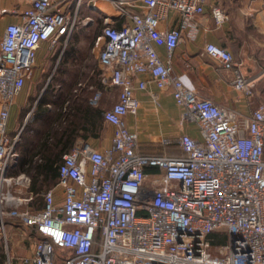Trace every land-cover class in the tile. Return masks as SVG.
I'll return each mask as SVG.
<instances>
[{
    "label": "built area",
    "instance_id": "1",
    "mask_svg": "<svg viewBox=\"0 0 264 264\" xmlns=\"http://www.w3.org/2000/svg\"><path fill=\"white\" fill-rule=\"evenodd\" d=\"M211 0H27L20 19L9 24L0 44V242L9 252L7 220L37 234L32 254L22 264H264V104L250 115L198 95L187 75L173 68L174 53L186 30L198 33L199 18ZM1 3V0H0ZM85 7V9H84ZM217 26L228 14L211 8ZM103 30L95 41L101 82L119 88V99L104 118L114 128L104 151L78 140L63 156L58 183L43 194L44 207H31L32 178L13 174L18 167L21 132L11 135V107L32 79L43 43L67 46L79 25ZM180 16L175 29L160 25ZM158 47L167 51L161 59ZM205 53L224 69H234L233 54L215 44ZM149 74L159 89L171 87L183 121L199 125L202 140L182 134L181 156L145 155L139 135L126 118L139 110L138 90ZM256 79L237 71L234 85L252 97ZM102 93L91 104L97 105ZM165 144H169L165 141ZM160 177L148 182L146 168ZM64 198L56 202V191ZM226 239L215 245L211 236ZM1 264V263H0Z\"/></svg>",
    "mask_w": 264,
    "mask_h": 264
},
{
    "label": "crops",
    "instance_id": "2",
    "mask_svg": "<svg viewBox=\"0 0 264 264\" xmlns=\"http://www.w3.org/2000/svg\"><path fill=\"white\" fill-rule=\"evenodd\" d=\"M216 3L223 7L229 17L222 26L216 25L212 15L211 8ZM27 7V0H1L0 44L6 27L18 22L20 12ZM179 25L180 16L173 13L160 27L175 29ZM182 35L183 40L174 53L173 68L178 75H187L190 78L200 97L211 99L222 107L237 110L242 115H250L260 102H264V0H211L205 14L199 18L197 35L191 38L186 30H183ZM207 44H215L230 51L235 63H244L246 72H254L259 68L263 70L255 80L252 97L243 95L235 87L234 80L238 71L236 67L232 70L224 69L217 61L206 55ZM41 49L44 51L40 52ZM56 49V46L52 47L48 43H43L39 49L35 76L27 81L11 107L9 131L13 136L19 132L22 134L25 130L32 133L33 126L36 128L38 140L49 125L52 126L53 132L57 129L61 131V126H66L70 134L67 145L69 151L78 140L104 151L112 145L114 136V128L106 122L104 114L118 102L119 88L110 89L116 92V97L108 109L103 95L97 105H92L93 96L74 92L62 97L56 110L54 104L46 102L43 110L48 109L47 115L37 116V106L44 94H35L36 85L40 80L39 74L35 72L46 65V59L50 58L51 53L58 54V62L63 58L64 49L58 52ZM157 49L161 59L165 60L166 49L164 47ZM138 80H145L147 88L136 92L139 100L138 113L129 115L126 120L129 128L139 135L138 150L142 154L181 156L183 151L178 140L184 133L202 140L199 125L183 121L182 109L177 106L171 87L159 89L149 74L140 75ZM103 89L108 90L104 86ZM72 132L74 133L71 135ZM165 141L169 144H165ZM15 171L16 169L12 173L15 174ZM146 174L148 182H152L160 177L162 171L148 166ZM63 198V190L58 188L56 202H62ZM7 230L12 264H22L23 259L34 251L37 234L33 228L15 219L7 220ZM7 258L8 254L0 242V263L5 264Z\"/></svg>",
    "mask_w": 264,
    "mask_h": 264
},
{
    "label": "rangeland",
    "instance_id": "3",
    "mask_svg": "<svg viewBox=\"0 0 264 264\" xmlns=\"http://www.w3.org/2000/svg\"><path fill=\"white\" fill-rule=\"evenodd\" d=\"M88 15L94 16V23L88 26L79 25L67 46L63 42H59L56 45L57 52L62 48L64 49L63 58L58 62V54L51 53L50 58L46 59V65L41 70L35 72L40 76L39 83L35 88V94L39 95L43 93V96L49 100L48 102L54 104V110L58 108V101L62 97L69 96V94H73L74 92L89 94L91 97L101 92L103 99L105 98L107 109L110 108L116 97V92L109 88L103 91V87L98 86L101 70L98 61L99 50H95V41L97 33L103 28V21L100 16L92 12H86L83 18ZM45 50L47 51V49ZM43 51V49L40 50V52ZM34 76L35 74L33 78ZM260 103L264 104V102ZM31 127L33 128V132H26L24 136H28L26 139L31 140L35 145L38 142L36 139L38 135L35 132L36 128ZM26 139L25 137L21 138V145L19 144L18 146L19 153H22L23 146L27 145ZM33 202L34 206L32 208L38 209L41 204L40 200H33Z\"/></svg>",
    "mask_w": 264,
    "mask_h": 264
},
{
    "label": "trees",
    "instance_id": "4",
    "mask_svg": "<svg viewBox=\"0 0 264 264\" xmlns=\"http://www.w3.org/2000/svg\"><path fill=\"white\" fill-rule=\"evenodd\" d=\"M102 30L103 28L100 29L96 37L102 33ZM100 70L98 86L103 87L101 82L103 70L101 67ZM46 102L49 103L48 99L43 96L41 102L37 106V116L47 115L48 109L43 110V105ZM61 128V131L57 129L55 132H53L52 126L49 125L41 134L37 144L35 145L31 140L26 139L28 136H24L26 130L21 134V138L25 137L27 140V145L25 144V146H23L22 153H20V163L16 168L15 174L26 173L31 176V192H33L35 195L34 201L39 199L41 203L38 209L35 210L43 209V194L58 183L59 167L63 161V156L67 151H69L67 146L70 135L68 133V128L66 126H61ZM73 133L74 132H72L71 135ZM33 206L34 202L31 203V207ZM211 239H213V243L215 245H221L225 242L226 238L220 234H213Z\"/></svg>",
    "mask_w": 264,
    "mask_h": 264
},
{
    "label": "water",
    "instance_id": "5",
    "mask_svg": "<svg viewBox=\"0 0 264 264\" xmlns=\"http://www.w3.org/2000/svg\"><path fill=\"white\" fill-rule=\"evenodd\" d=\"M234 67H236L238 69L239 73L245 79H248V80L256 79L263 72V70L260 68L258 70H255L254 72H246L244 70V63H242V64L235 63Z\"/></svg>",
    "mask_w": 264,
    "mask_h": 264
}]
</instances>
